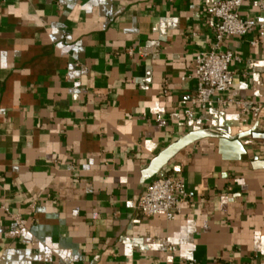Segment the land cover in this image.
I'll return each instance as SVG.
<instances>
[{
    "label": "crops",
    "instance_id": "1",
    "mask_svg": "<svg viewBox=\"0 0 264 264\" xmlns=\"http://www.w3.org/2000/svg\"><path fill=\"white\" fill-rule=\"evenodd\" d=\"M216 1L0 0V264H264V111L189 107ZM255 37L220 50L264 107ZM206 130L239 140L179 151L161 170L186 201L172 220L139 214L151 161Z\"/></svg>",
    "mask_w": 264,
    "mask_h": 264
},
{
    "label": "built area",
    "instance_id": "2",
    "mask_svg": "<svg viewBox=\"0 0 264 264\" xmlns=\"http://www.w3.org/2000/svg\"><path fill=\"white\" fill-rule=\"evenodd\" d=\"M244 1L248 4V15L239 13ZM205 15V24L212 32V44L208 51L197 53L190 60L189 75L194 82L190 109L221 110L233 106L241 118L248 112L253 119H259L264 107L239 98L229 71L230 65L238 59L230 51H221L220 46L226 38H244L252 33L256 37L250 41V46L264 43V0L212 2L206 6ZM186 199L187 192L181 179L162 176L147 185L136 209L144 217L162 214L167 220H172ZM11 218L17 229L24 227V221L18 216Z\"/></svg>",
    "mask_w": 264,
    "mask_h": 264
},
{
    "label": "water",
    "instance_id": "3",
    "mask_svg": "<svg viewBox=\"0 0 264 264\" xmlns=\"http://www.w3.org/2000/svg\"><path fill=\"white\" fill-rule=\"evenodd\" d=\"M212 135H214L219 140L220 146L225 143V141L236 143V141L239 140V137L231 138L230 136H225L224 134L215 135L210 130L187 134L186 136L180 138L179 140L168 146L156 158H154L149 164L148 168L143 172L144 177L150 178L157 174H159V176H163L164 172L161 170L162 167H164L175 154H177L187 146L193 144L194 142ZM240 154H242V152Z\"/></svg>",
    "mask_w": 264,
    "mask_h": 264
}]
</instances>
